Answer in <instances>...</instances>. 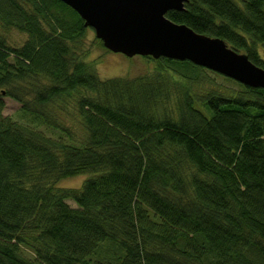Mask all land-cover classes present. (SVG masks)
Masks as SVG:
<instances>
[{
	"label": "trees",
	"instance_id": "16d2710c",
	"mask_svg": "<svg viewBox=\"0 0 264 264\" xmlns=\"http://www.w3.org/2000/svg\"><path fill=\"white\" fill-rule=\"evenodd\" d=\"M167 16L264 68V0ZM0 24L27 34L0 32V264H264L263 87L207 89V67L152 56L148 75L102 78L61 0H0Z\"/></svg>",
	"mask_w": 264,
	"mask_h": 264
},
{
	"label": "water",
	"instance_id": "95a60500",
	"mask_svg": "<svg viewBox=\"0 0 264 264\" xmlns=\"http://www.w3.org/2000/svg\"><path fill=\"white\" fill-rule=\"evenodd\" d=\"M84 25L95 30L106 49L135 55L190 60L252 87L264 88V68L220 37L196 32L171 20L169 11H183L189 0H61Z\"/></svg>",
	"mask_w": 264,
	"mask_h": 264
},
{
	"label": "rangeland",
	"instance_id": "374dc122",
	"mask_svg": "<svg viewBox=\"0 0 264 264\" xmlns=\"http://www.w3.org/2000/svg\"><path fill=\"white\" fill-rule=\"evenodd\" d=\"M0 32L4 35L12 46H21L27 39V34L20 32L15 28H5L0 24ZM102 41V40H101ZM83 48L85 52V60L95 65V69L98 75L102 78H114V77H129L135 78L141 75H148L155 70L156 63L151 62L149 58L142 55H135L129 57L120 52H113L105 49L96 36L95 30L91 27H87V32L83 38ZM204 71V70H203ZM202 71L199 76L207 75L209 72L210 82L206 86L207 89L217 88L223 90L224 88L239 90V84L234 81H228L224 79L225 76L215 73L214 71ZM202 82V80H199ZM205 85L200 88V91H204ZM5 115H10L21 121H26L27 117L19 113L21 105L11 99L6 98ZM37 127L44 130L49 135L57 136L58 132L50 127H46L44 124L36 123ZM88 177V174H80L72 177H66L56 183L57 186L63 188H78L82 182ZM67 202L71 206H76L75 202L68 199Z\"/></svg>",
	"mask_w": 264,
	"mask_h": 264
}]
</instances>
